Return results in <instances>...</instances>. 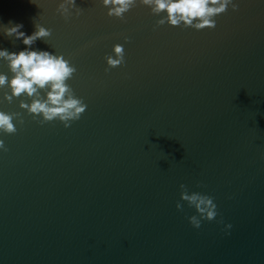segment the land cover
Returning <instances> with one entry per match:
<instances>
[{"label": "water", "instance_id": "95a60500", "mask_svg": "<svg viewBox=\"0 0 264 264\" xmlns=\"http://www.w3.org/2000/svg\"><path fill=\"white\" fill-rule=\"evenodd\" d=\"M60 2L0 0V50L26 47L9 21L52 29L29 50L69 60L87 105L67 129L41 125L0 89V111L24 119L0 133V264H264V0L200 31L156 27L139 3L110 18L102 0L65 21ZM117 44L126 63L106 72ZM181 184L214 198V221L177 210Z\"/></svg>", "mask_w": 264, "mask_h": 264}, {"label": "clouds", "instance_id": "9594fccd", "mask_svg": "<svg viewBox=\"0 0 264 264\" xmlns=\"http://www.w3.org/2000/svg\"><path fill=\"white\" fill-rule=\"evenodd\" d=\"M137 3L150 8L152 15L161 17L157 20L156 27L165 24L170 27L182 25L184 29L193 28L197 31L215 29L217 16L226 13L229 6L232 11H238L239 8L233 0H102V6L108 8L107 15L121 21H124L125 14L135 8ZM72 9H75L77 16L82 11L76 7V0H62L56 8V13L67 21L71 18ZM8 25L10 26L5 28L3 34L21 40L26 47L18 53L0 50V60L7 62L11 73V79L5 74H0V89L8 88L11 92L10 95L5 93L4 100L10 104L14 99L23 97L19 107L32 116L33 120L39 118L41 125L59 121L64 128L71 127L72 123L80 120L87 109L84 101L75 96L67 83L76 74V67L63 55L29 50L38 40L46 42L52 35V29L34 24L33 33L27 35L22 31L23 24L9 21ZM125 42L130 41L126 39ZM113 54L114 56L105 57L106 72L126 63L123 45H115ZM42 92L45 96L41 95ZM25 99L31 103H26ZM13 121L23 125L22 113L0 111V133L16 134L17 127ZM0 151H8L3 140H0ZM180 192V201L176 203V208L183 211V203H186L189 208L195 210L196 215L188 218L194 228L199 229L202 221L212 222L216 219L218 212L213 197L198 192L190 194L184 184L180 185ZM226 228H231V225Z\"/></svg>", "mask_w": 264, "mask_h": 264}]
</instances>
